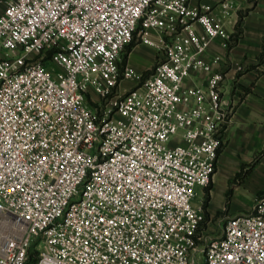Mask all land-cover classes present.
Masks as SVG:
<instances>
[{
  "label": "built area",
  "instance_id": "obj_1",
  "mask_svg": "<svg viewBox=\"0 0 264 264\" xmlns=\"http://www.w3.org/2000/svg\"><path fill=\"white\" fill-rule=\"evenodd\" d=\"M239 1L217 0L219 16L192 0H9L0 264H264V194L215 236L195 201L231 119L210 49L232 42ZM152 31L158 60L139 83L122 54Z\"/></svg>",
  "mask_w": 264,
  "mask_h": 264
},
{
  "label": "crops",
  "instance_id": "obj_2",
  "mask_svg": "<svg viewBox=\"0 0 264 264\" xmlns=\"http://www.w3.org/2000/svg\"><path fill=\"white\" fill-rule=\"evenodd\" d=\"M8 2L0 0V12ZM192 3L213 4L215 13L223 14L217 0H192ZM225 20L232 32V42L225 45L216 39L210 56L220 55L222 58L217 68L225 73L222 97L228 104L231 119L226 125L223 147L212 180L206 209L210 219L220 213L228 217L232 209L226 195L221 204H214L213 200L215 176L223 166L228 168V176L251 184L255 197L264 188V0H240L236 12ZM147 35L154 44L145 43L150 47H146L144 55L137 57L135 54L143 46L140 43L132 47L126 58V63L139 70L150 68L161 44V36L157 32H148ZM226 190L228 192L229 189ZM254 200L246 207V212L253 207Z\"/></svg>",
  "mask_w": 264,
  "mask_h": 264
},
{
  "label": "rangeland",
  "instance_id": "obj_3",
  "mask_svg": "<svg viewBox=\"0 0 264 264\" xmlns=\"http://www.w3.org/2000/svg\"><path fill=\"white\" fill-rule=\"evenodd\" d=\"M143 45L142 48L137 50L135 53L137 57H141L144 55L146 47H150L148 44H145L141 41L138 34H136L135 44ZM130 51V47L127 46L126 50L122 54V63L121 66L124 65L125 59L127 57L128 52ZM158 53V52H157ZM158 60V54L153 60L152 65L148 69L139 70L143 74L141 76V81L139 83H143L149 76L150 72L153 70L156 62ZM48 66L53 69L52 64H48ZM138 82L137 80H125L123 82V88L129 89L130 87H133L135 83ZM227 174H229L228 168L223 166L220 171L215 176V185H214V204H221L224 200V196L226 195V200L228 199L229 206H232V209L229 212V216H234L238 213H245L246 207L251 205L253 203L255 195L253 194L251 188V184L248 185L247 181L243 180L240 181V179L235 180L234 177H230ZM244 174V173H243ZM241 174V176L243 175ZM246 176H243L242 178H245ZM225 188L229 189L225 191ZM206 189V188H205ZM203 189V187H197L198 195L195 199L196 202L202 201L206 196V191ZM264 189V188H263ZM262 189V190H263ZM203 190L205 193L203 194ZM224 191V193H223ZM258 198V194L255 197V200ZM254 200V203H255ZM254 205V204H253ZM237 207V209H236ZM228 215V214H227ZM227 217H223V215L218 214L211 220L210 224L206 227L209 229V234L212 236L219 235L221 233V230L223 228V225L225 224V220ZM203 256V255H201Z\"/></svg>",
  "mask_w": 264,
  "mask_h": 264
},
{
  "label": "trees",
  "instance_id": "obj_4",
  "mask_svg": "<svg viewBox=\"0 0 264 264\" xmlns=\"http://www.w3.org/2000/svg\"><path fill=\"white\" fill-rule=\"evenodd\" d=\"M135 39H136V35L134 36V38H133V40L131 41V43L128 45V47H130V50H131L132 47L135 45ZM126 58H127V57H126ZM125 63H126V59H125L124 64H125ZM222 147H223V145H222ZM222 147H221V149H220V152H221V150H222ZM211 188H212V182H211L210 185H208V186L206 187V189H205V191H206V196H205V198H204V206L206 207V209H207L208 202H209V200H210V190H211ZM263 194H264V189L258 193V197H261Z\"/></svg>",
  "mask_w": 264,
  "mask_h": 264
}]
</instances>
